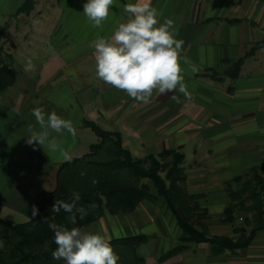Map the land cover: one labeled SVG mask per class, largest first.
I'll list each match as a JSON object with an SVG mask.
<instances>
[{
    "label": "crops",
    "instance_id": "1",
    "mask_svg": "<svg viewBox=\"0 0 264 264\" xmlns=\"http://www.w3.org/2000/svg\"><path fill=\"white\" fill-rule=\"evenodd\" d=\"M29 1L30 13L17 14L28 0H0V27L6 28L0 47L16 73L14 86L0 95V218L10 224L31 219L34 197L55 188L58 166L97 143L87 127L93 123L117 133L135 160H160L166 152L182 157L198 233L235 241L249 232L251 213L235 212L230 223L224 212L238 179L254 173L264 179V0H152L159 22L173 20L176 39L184 41L181 68L189 96L154 90L147 103L98 79L90 46L127 21L124 5L135 0H114L99 27L83 13L87 0ZM34 108L46 118L55 111L70 120L75 137L49 130L56 151L47 142L29 145V125L41 131ZM143 183L151 199L130 213H104L81 231L107 242L145 237L136 251L141 264H264V216L247 247L218 253L209 242L182 241L152 183Z\"/></svg>",
    "mask_w": 264,
    "mask_h": 264
},
{
    "label": "trees",
    "instance_id": "2",
    "mask_svg": "<svg viewBox=\"0 0 264 264\" xmlns=\"http://www.w3.org/2000/svg\"><path fill=\"white\" fill-rule=\"evenodd\" d=\"M31 7L32 3L28 0L17 14H29ZM5 30V27H0V38ZM11 60L0 47V95L12 88L16 81ZM240 64L241 61L235 63V74ZM87 127L97 137V143L92 144L85 155L58 166L55 188L50 192L41 191L33 199L37 215L22 224H10L0 218V242H3L0 264H66L63 259H53L52 252L57 245L49 224L81 229L104 213H130L140 202L151 199L144 180L152 183L157 196L172 213L182 241L209 242L218 253L225 249H242L251 243L256 230L262 226L264 179L258 173H254L252 178L238 179L239 187L231 194L232 202L224 212V220L230 223L236 219L233 216L235 212L251 213L250 231L242 233L235 241L206 238L194 229L196 208L190 206L191 197L186 194L183 185L180 155L166 152L160 160L154 157L135 160L122 147L117 133L102 130L93 123L87 124ZM73 193H78L80 197L76 207H83L86 212L83 219L76 213L75 224L69 221L71 213L62 208L59 213L52 211L57 201L72 203ZM144 241L145 237L136 236L108 243L119 257L117 264H141L136 251Z\"/></svg>",
    "mask_w": 264,
    "mask_h": 264
},
{
    "label": "clouds",
    "instance_id": "3",
    "mask_svg": "<svg viewBox=\"0 0 264 264\" xmlns=\"http://www.w3.org/2000/svg\"><path fill=\"white\" fill-rule=\"evenodd\" d=\"M113 5L114 0H87L83 13L93 27H99L108 18L109 8ZM123 10L128 14L127 21L120 23L110 37H100L90 45L94 48L96 77L144 103L149 101L154 90L165 95L178 89L187 98L189 94L181 68L184 41L176 39L173 20L160 23V13L152 6V0H135V3L125 4ZM31 68L29 62L25 71ZM192 71L196 72L197 69L193 67ZM172 99L179 102L178 97L173 96ZM31 111L41 131L36 132L29 125V145L38 143L44 147L47 142L49 148L56 151L58 146L54 139L50 140L49 130L58 134L67 132L75 137L73 123L61 118L55 111L47 118L42 108ZM61 155L68 158L62 149ZM73 195L72 203L57 201L52 211L59 213L62 208L71 213L69 221L75 224L76 213L83 219L86 212L83 207H76L79 194ZM37 213L38 209L33 206L32 215L36 216ZM49 228L54 232L57 245L52 252L53 259H63L66 264H117L119 257L102 235L82 232L78 227L68 229L56 223H50ZM0 247H3V242H0Z\"/></svg>",
    "mask_w": 264,
    "mask_h": 264
}]
</instances>
